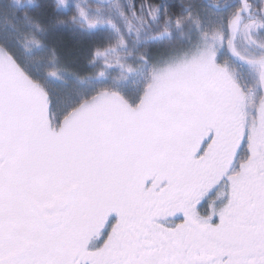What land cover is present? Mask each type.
I'll list each match as a JSON object with an SVG mask.
<instances>
[{
	"label": "snow or ice",
	"instance_id": "1",
	"mask_svg": "<svg viewBox=\"0 0 264 264\" xmlns=\"http://www.w3.org/2000/svg\"><path fill=\"white\" fill-rule=\"evenodd\" d=\"M0 264H264V0H0Z\"/></svg>",
	"mask_w": 264,
	"mask_h": 264
}]
</instances>
